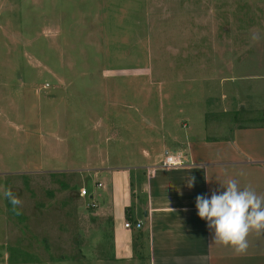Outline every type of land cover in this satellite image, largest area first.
<instances>
[{"label":"rangeland","instance_id":"rangeland-1","mask_svg":"<svg viewBox=\"0 0 264 264\" xmlns=\"http://www.w3.org/2000/svg\"><path fill=\"white\" fill-rule=\"evenodd\" d=\"M263 7L262 0H0V264L104 261L91 161L105 153L128 163L155 137L154 126L180 122V106L209 111L192 95L209 91L211 52L222 40H258L252 28Z\"/></svg>","mask_w":264,"mask_h":264},{"label":"crops","instance_id":"crops-1","mask_svg":"<svg viewBox=\"0 0 264 264\" xmlns=\"http://www.w3.org/2000/svg\"><path fill=\"white\" fill-rule=\"evenodd\" d=\"M257 21L255 44L249 35L225 39L211 52L209 91L192 95L208 101L209 111L205 104L192 105V112L180 106V122L154 126L155 137L142 140L145 148L128 163L105 153L91 161L89 175L101 184L95 188L93 219L107 244V257L97 264H264V234L251 232L247 250L237 253L214 242V230L196 208L197 195L223 192L221 182L230 179L264 195V15ZM209 130L215 134L208 136ZM170 154L182 155L183 164L162 167ZM140 233L147 238L144 248Z\"/></svg>","mask_w":264,"mask_h":264},{"label":"clouds","instance_id":"clouds-1","mask_svg":"<svg viewBox=\"0 0 264 264\" xmlns=\"http://www.w3.org/2000/svg\"><path fill=\"white\" fill-rule=\"evenodd\" d=\"M194 177L187 182L193 186ZM223 192L212 191L211 197L196 196L198 216L207 221L214 230V242L232 247L237 253L248 248L247 237L251 232L264 234V195H259L250 186L240 187L239 182L230 179L221 182ZM14 206L19 201L10 191L4 193Z\"/></svg>","mask_w":264,"mask_h":264},{"label":"built area","instance_id":"built-area-1","mask_svg":"<svg viewBox=\"0 0 264 264\" xmlns=\"http://www.w3.org/2000/svg\"><path fill=\"white\" fill-rule=\"evenodd\" d=\"M184 160H183V156L180 154H170L164 157V159L161 161V166L164 168H172V167H177V166H181L183 164ZM98 186H100V184H98ZM87 194L86 190L84 188H82L80 190V195L81 196H85ZM140 223L137 222L135 224L136 228H140ZM124 226L126 228H130L131 224L127 221L124 223Z\"/></svg>","mask_w":264,"mask_h":264},{"label":"trees","instance_id":"trees-1","mask_svg":"<svg viewBox=\"0 0 264 264\" xmlns=\"http://www.w3.org/2000/svg\"><path fill=\"white\" fill-rule=\"evenodd\" d=\"M141 234V233H140ZM141 236H142V234H141Z\"/></svg>","mask_w":264,"mask_h":264}]
</instances>
